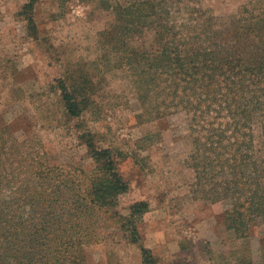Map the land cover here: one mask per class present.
<instances>
[{"label": "rangeland", "instance_id": "obj_1", "mask_svg": "<svg viewBox=\"0 0 264 264\" xmlns=\"http://www.w3.org/2000/svg\"><path fill=\"white\" fill-rule=\"evenodd\" d=\"M28 1L0 0V184L62 187L74 172L73 186L81 187V176L95 167L81 138L89 132L98 147L110 148L129 190L111 213L88 221L91 243L79 264H143L139 242L115 220L138 200L149 206L137 223L139 237L158 264H264V223L250 221L242 233L228 227L231 199H217V131L227 120L217 91L191 104L174 102L154 91L150 75L124 63L127 38L113 7L124 0H37L36 37L27 28ZM250 1L184 0L172 3V19L208 44L217 41V29L228 34L230 21L248 20ZM152 39L145 29L128 41ZM61 83L79 100L78 116L66 112ZM205 90H217V83ZM251 133L263 157L260 124ZM23 196L9 187L0 199Z\"/></svg>", "mask_w": 264, "mask_h": 264}, {"label": "trees", "instance_id": "obj_2", "mask_svg": "<svg viewBox=\"0 0 264 264\" xmlns=\"http://www.w3.org/2000/svg\"><path fill=\"white\" fill-rule=\"evenodd\" d=\"M36 1L24 5L33 37L37 35ZM181 1L116 2L113 7L127 38L122 43V57L124 63L150 75L154 91L165 93L171 101L191 104L193 98L200 101L217 91V102L225 106L227 117L217 131V175L221 176L217 199H231L225 223L242 233L250 221L264 223V156L256 155L251 133L253 124H260L264 153V0H251L252 12L259 5L258 12H251L240 25H234L235 19L230 21L228 34L217 29V41L208 44L197 31L187 34L172 19V3ZM244 12L249 14L242 9ZM145 29L153 30L151 42L141 40L134 46L128 41L131 34H144ZM205 36L212 38L209 33ZM210 83H217V90H205ZM60 87L66 112L78 116L82 111L79 100L63 83ZM187 90L196 96H188ZM81 138L95 163L92 174L81 176V187L73 186L79 183L74 172H67L70 179L62 187L38 180L17 187L0 184V194L10 187L12 192L20 189L26 195L0 199V264H79L83 257L79 252L85 243H91L87 240L92 226L88 221L96 212L111 213L117 197L129 190L110 148L98 147L89 132H83ZM69 196L76 199L68 201ZM148 207L145 200L135 201L128 215L119 214L115 220L131 242H139L142 263L158 264L152 250L141 243L137 227Z\"/></svg>", "mask_w": 264, "mask_h": 264}]
</instances>
